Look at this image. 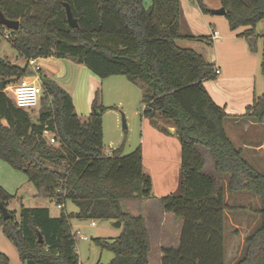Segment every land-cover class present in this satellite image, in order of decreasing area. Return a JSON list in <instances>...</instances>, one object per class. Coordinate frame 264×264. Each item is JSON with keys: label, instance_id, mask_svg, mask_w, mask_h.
I'll return each mask as SVG.
<instances>
[{"label": "trees", "instance_id": "16d2710c", "mask_svg": "<svg viewBox=\"0 0 264 264\" xmlns=\"http://www.w3.org/2000/svg\"><path fill=\"white\" fill-rule=\"evenodd\" d=\"M195 1L203 11V0ZM218 1L229 30L246 28L238 35L254 51L264 0ZM64 3L78 20L76 28L66 22ZM178 4L179 0H150L147 6L144 0H0L5 18L19 24L16 30L0 25V32L8 33L11 47L24 60L18 66L0 59V79H12L4 87L14 85L34 74L27 59L54 57L83 65L99 79L123 75L141 83V116L171 121L180 145V193L159 202L182 225L177 247L161 250V264L225 263L224 220L230 206L218 179L203 171L199 147L209 153L214 172L227 177L229 191H247L259 198L260 223L233 264H264V175L234 147L224 129L229 115L203 85L216 78L213 65L175 44L177 39L194 38L180 31ZM206 39L211 41L210 36ZM38 72L44 109L35 123L0 90V160L22 172L37 194L60 205L61 211L51 217L45 207L20 205L18 219L14 211L11 219L0 216L3 235L22 264H78L70 221H120L119 236L94 238V243L113 253L108 264H148L151 245L145 222L121 206L122 200L151 198V179L143 170L140 147L125 155L121 146L104 154L102 114L107 107L94 96L89 114L77 115L70 95ZM260 73L264 78V51ZM232 118L264 122V94ZM46 133L54 135L56 145L48 143ZM12 197L0 185V203L7 206ZM67 202L76 210L66 212ZM0 264H9L1 252Z\"/></svg>", "mask_w": 264, "mask_h": 264}, {"label": "rangeland", "instance_id": "374dc122", "mask_svg": "<svg viewBox=\"0 0 264 264\" xmlns=\"http://www.w3.org/2000/svg\"><path fill=\"white\" fill-rule=\"evenodd\" d=\"M216 1L217 0H204V10L202 11L200 9V12H203V14L210 19L212 18L211 16H218L219 20L221 18L225 24L226 19L224 15H213L207 11L211 9L209 6L213 5L214 2L216 3ZM149 2L150 0H144L146 6L149 5ZM197 6L195 0H179L178 8L181 33L189 37L197 38L201 36L203 39H206L205 36H203L205 32H203V35H197V30L194 29V26L190 25L189 15L192 16L191 14H193L199 16L197 13ZM256 32L260 34L264 33V28H260V25H257ZM217 33L219 34V31H217ZM257 35L259 36V34ZM202 42L213 49L211 43H206L203 40ZM177 45L179 44L177 43ZM255 45L258 49V56L261 58L260 53L264 50V35L261 36L259 40H255ZM4 58H7L12 64L18 66L24 65V60L18 57L16 50L11 47L3 31L0 32V59ZM258 79L261 81L264 89V78L260 72H258ZM3 92L11 98L12 85L10 84L4 87ZM257 94L260 95L261 92ZM94 96L97 97L98 103H101L103 107H107L102 114V149L104 154H108L113 149L121 146V153L125 155L133 151L136 147H140L141 154L144 157V172L150 176L152 184L151 198L144 200L147 203L144 205L145 209L151 214H149V217L144 216L142 213L143 210L138 204H136L137 207L133 213L143 218L148 229L151 245L148 264H161V250L164 247H177L182 225V220L176 219L171 213L163 211L159 202V198L162 196L168 194L178 195L180 193L178 187L180 176L179 143L177 139H172L173 137H168V142H166L165 138L159 139L158 141L154 140L146 131L147 129L143 131L142 128H166V124L171 121L162 117H157L155 119L146 118L147 121L144 120L145 118L141 116L144 107L141 103V83H133L123 75H115L100 79V83L94 89L93 98ZM43 109L44 108L41 107L39 103L34 109L28 111L32 122H37L38 115ZM85 116L86 115L82 117ZM122 118H124L125 121V129L122 127ZM234 120L239 122L238 128L240 129L238 135L241 134L239 138L243 140L246 138V124L252 123L256 126L254 128H259V130H253V138L255 141H258L259 145L262 144L261 146L263 147L256 145L258 151L255 153L249 151L247 153L244 152V157L255 170L264 175V122H255L248 118ZM229 122L233 123L230 118L224 120L225 127ZM231 136L234 137V135ZM234 141L239 145V140H237L236 137ZM233 144L235 145L234 142ZM198 149L202 153L204 159L203 171L207 174L214 175L218 179L219 185L224 190V201L230 206V209L225 213L224 220V264H233L244 254V241L246 237L249 236L260 223V214L258 212L260 201L257 196L247 191H229L227 189V177L220 176L214 172L213 161L207 150L201 147ZM243 150L245 151V149ZM0 185L10 195H13L6 208L8 211H14L16 219H18L20 205L24 207H46L53 217L60 214L61 210L57 208L55 203L49 198L39 196L35 187L27 180V177L22 172L12 169L2 160H0ZM126 201H128V203ZM126 201H123L124 206L127 204L132 205L133 202L137 203V201L143 200L128 199ZM75 210L76 208L72 203H66V212L69 213ZM92 221L94 222L93 226L90 224ZM92 221H77L74 219L70 221L72 233L78 230L82 236L87 237V240H80L75 237L78 264H108L113 257V253L101 249L94 243L93 239L116 238L121 234L123 227L122 225L115 226V221L111 220ZM0 252L8 257L9 264H22L16 249L3 235L1 227Z\"/></svg>", "mask_w": 264, "mask_h": 264}, {"label": "crops", "instance_id": "0c3cea01", "mask_svg": "<svg viewBox=\"0 0 264 264\" xmlns=\"http://www.w3.org/2000/svg\"><path fill=\"white\" fill-rule=\"evenodd\" d=\"M204 4V0H203ZM220 3L217 0L213 5L209 6L211 9L219 8ZM196 11V10H195ZM197 13L199 16L191 14L189 15L190 25L194 26V29L197 30V35L205 34V38L212 35V31L216 32V36L210 41V39H177L178 47L181 48H190L200 54L206 62L213 65V70L218 69L219 73L216 74L215 79H208L203 82V85L211 97V99L220 107L224 108V111L229 115V118L233 123H228L224 129L230 141L234 142V147L241 148L242 157H244V152L255 153L258 151L256 145H259L258 141H255L253 136V130H259L254 124H246L245 140L239 138V129L237 120H234L233 116H240L245 112V108L248 105H251L253 100L257 97H260L264 94V89L262 87L261 81L258 79V72H260V61L261 58L258 56V49L255 45V50L251 51L249 49L247 40L239 36L242 31L246 28H239L237 30L231 31L228 28L227 21L219 20L218 16H211L208 18L203 12H200V8L197 6ZM180 31L181 23L179 21ZM260 25V28H264V20L256 24ZM259 37L256 39L259 40L264 33H257ZM219 31V34L217 33ZM184 35V34H183ZM196 36V35H194ZM202 40L206 43H211L213 49L206 46ZM179 41V42H178ZM210 49V50H209ZM264 51V50H263ZM261 51V53L263 52ZM260 53V54H261ZM38 64L41 68V72L53 80L57 85L64 89L71 97L74 110L77 115L84 116L88 115L90 112V103L93 99L94 89L100 83V79L92 74L86 67L80 64H76L68 59H57L54 57L48 58H38ZM261 74V73H260ZM259 85V88H258ZM259 89V90H258ZM261 92V94H257ZM144 118V117H143ZM157 118V117H156ZM144 120L147 121L145 118ZM165 128L167 132L161 131L162 128H142L143 131L147 129L149 135L153 137L154 140H159L162 138L166 139L168 142V137H173L172 139H177L175 134V128L173 123H167ZM261 131V128H260ZM259 131V132H260ZM169 135V136H168ZM231 135H234L232 137ZM103 136V135H102ZM236 137L239 140V145L236 144L234 138ZM264 138V134H263ZM178 140V139H177ZM262 140V139H261ZM173 142V140H172ZM179 143V142H178ZM258 143V144H257ZM241 145V146H240ZM262 144H260V147ZM137 148V147H136ZM245 149V151L243 150ZM262 149V148H259ZM134 150V149H133ZM132 152V151H131ZM142 156V165L144 170V157ZM245 159V157H244ZM246 160V159H245ZM179 166H180V145H179ZM179 182V181H178ZM163 197V196H162ZM161 198V197H160ZM159 198V199H160ZM123 201H121L122 209L133 215V212L136 210V204L140 206L143 210L144 216L149 217V211L145 209V201L133 202L131 206L128 204L124 206ZM136 201V200H132ZM128 203V201H126ZM125 202V203H126ZM150 203V202H148ZM147 204V203H146ZM149 205V204H148ZM147 206V205H146ZM46 208V207H45ZM66 208V205H65ZM48 209V208H47ZM49 211V210H48ZM73 212V211H71ZM146 214V215H145ZM50 215V212H49ZM51 216V215H50ZM53 217V216H51ZM57 217V216H56Z\"/></svg>", "mask_w": 264, "mask_h": 264}, {"label": "built area", "instance_id": "2783aa9c", "mask_svg": "<svg viewBox=\"0 0 264 264\" xmlns=\"http://www.w3.org/2000/svg\"><path fill=\"white\" fill-rule=\"evenodd\" d=\"M5 35H8L6 32ZM216 36V32L212 31V35L210 36L211 40ZM19 57V56H18ZM38 58H29L26 60L27 64L31 67L34 74L22 77L17 83L12 85V101L14 105L22 110L30 111L34 109L40 102L41 96V87L39 82V70H41L38 64ZM214 73L218 74L219 71L217 68L214 69ZM49 135V136H48ZM46 137L48 139V143L51 145H56L57 142L55 137L51 133H46ZM106 155H111L109 152ZM57 208H61L60 205H57ZM92 226L94 222L90 223ZM73 235L80 240H87L86 236H82L81 233L76 230L73 232Z\"/></svg>", "mask_w": 264, "mask_h": 264}, {"label": "water", "instance_id": "95a60500", "mask_svg": "<svg viewBox=\"0 0 264 264\" xmlns=\"http://www.w3.org/2000/svg\"><path fill=\"white\" fill-rule=\"evenodd\" d=\"M64 11H65L67 24L72 28H76L78 26V20L73 16L69 4L64 3ZM207 11L213 15H225V9L223 7L208 9ZM0 25H2L8 30H16L19 24H18V20H9L5 18L3 13L0 11ZM10 82H12V79L0 80V90H3L4 86ZM122 127L124 129L126 128L124 118H122ZM0 216L3 220H8L12 218V214L10 213V211L7 210L6 206H4L2 203H0ZM114 225L120 226L121 223L120 221H115ZM38 242H41L40 234L38 235Z\"/></svg>", "mask_w": 264, "mask_h": 264}]
</instances>
